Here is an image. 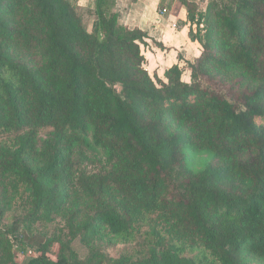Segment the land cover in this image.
Instances as JSON below:
<instances>
[{
	"label": "trees",
	"instance_id": "16d2710c",
	"mask_svg": "<svg viewBox=\"0 0 264 264\" xmlns=\"http://www.w3.org/2000/svg\"><path fill=\"white\" fill-rule=\"evenodd\" d=\"M179 1L202 52L188 81L174 66L162 82L115 0H0V133L14 141L0 144V215L23 212L0 228V264H16L9 235L35 249L28 264L264 263V0ZM77 148L110 170L74 171ZM187 152L211 162L193 171ZM55 216L72 236L136 248L81 261L34 227Z\"/></svg>",
	"mask_w": 264,
	"mask_h": 264
},
{
	"label": "crops",
	"instance_id": "0c3cea01",
	"mask_svg": "<svg viewBox=\"0 0 264 264\" xmlns=\"http://www.w3.org/2000/svg\"><path fill=\"white\" fill-rule=\"evenodd\" d=\"M80 8L92 9L94 0H72ZM205 11L208 0H186ZM119 22L129 28L138 29L146 37L142 55L151 74L161 75L184 62H194L200 56V45L188 33L194 26L187 21V9L179 0H115ZM166 10L162 14L161 10ZM149 47H148V46ZM159 73V74H158ZM186 80L189 76L185 77ZM185 80V81H186Z\"/></svg>",
	"mask_w": 264,
	"mask_h": 264
},
{
	"label": "rangeland",
	"instance_id": "374dc122",
	"mask_svg": "<svg viewBox=\"0 0 264 264\" xmlns=\"http://www.w3.org/2000/svg\"><path fill=\"white\" fill-rule=\"evenodd\" d=\"M69 2L72 4L73 1L69 0ZM209 2L210 0H208L207 4ZM91 21H92V18L88 20L87 22L88 26H90ZM199 31H200V34L204 33L203 26L200 25L198 27L194 25L191 28L189 27L188 33L192 34L193 37L194 36L197 37L199 35ZM200 51L202 52V49H200ZM199 57L197 59H199ZM195 62L196 60L192 63L184 62L182 60L181 62L182 68L178 67L181 70L180 72L181 80L185 81L186 80L185 77L187 76H189V79H190L191 71L189 69L190 67L189 65H193L195 64ZM145 67H146V63H145V58H144L143 68L145 69ZM147 72L149 76L152 79H154V81L161 80L162 82H167V77L165 76V74L162 77L161 75H156V74L152 75L150 72V69H148ZM210 82L214 87H216V84L218 83L215 81H210ZM228 84L229 85H226L227 88L234 86V83H228ZM221 92H223L222 94L226 95V88L222 87ZM236 93L238 94V92ZM48 132L49 131H43V132L41 131V133L39 134V137H40L39 139L41 141L47 140ZM0 144L12 147L14 145L12 136L5 132L0 133ZM81 150H83L84 155L86 156L87 159L84 160L83 158L80 157V154H79L80 149L78 148L74 149L71 155V158H70V163L74 171L77 168L84 169L85 171L91 172V173H105L110 170V165L107 163V160L104 154L100 150L92 151L88 148H83ZM186 155H187V158H186L187 164L193 171L201 170L209 162H211L210 156L207 155L206 153H188L187 152ZM74 183L75 182L73 181L72 184L70 185L71 192L75 191L74 189H76ZM1 187L2 186L0 184V193L3 191ZM4 196H5V192H4ZM2 203L3 202L0 203V210L5 209V208H2ZM22 215H23V212L21 211V209L15 210V207L11 211L5 212L3 215H0V228L3 230H7L13 227L14 219H18V217ZM67 225L68 224L63 218H61L60 216H55L51 222L45 224L44 222L40 221L39 223H36L34 227L37 228L39 232L42 231L45 234H47L46 238L48 239L51 237H53L54 239L56 238L63 239L65 241L64 243L67 244V246L77 255V257L81 261L87 260L89 257H92L93 255L103 256L105 259H116L121 254L131 250L134 247L133 245L126 246V245H121V244H109L104 240L103 241L96 240V239L89 240L86 237H84V235H82L81 233H78L76 236H72ZM9 238H11V241L14 244L13 250L15 251V263L16 264H28V261L36 255L35 249L29 248L26 245H20L19 243L15 241L13 235H9ZM57 251H58V245H57V240H56L55 245L52 248V253L56 254ZM245 264H264V263L257 261V260L246 259Z\"/></svg>",
	"mask_w": 264,
	"mask_h": 264
},
{
	"label": "built area",
	"instance_id": "2783aa9c",
	"mask_svg": "<svg viewBox=\"0 0 264 264\" xmlns=\"http://www.w3.org/2000/svg\"><path fill=\"white\" fill-rule=\"evenodd\" d=\"M161 13H162V14L166 13V10L162 9V10H161Z\"/></svg>",
	"mask_w": 264,
	"mask_h": 264
}]
</instances>
